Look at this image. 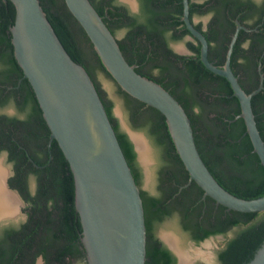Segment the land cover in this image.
Here are the masks:
<instances>
[{
	"label": "trees",
	"instance_id": "obj_1",
	"mask_svg": "<svg viewBox=\"0 0 264 264\" xmlns=\"http://www.w3.org/2000/svg\"><path fill=\"white\" fill-rule=\"evenodd\" d=\"M40 1L69 54L90 74L141 189L146 264H177L175 255L156 234L159 223L175 218L196 242L243 227L219 258L222 264H247L264 242V211L231 210L205 196L204 190L190 180L166 117L121 88L65 0ZM90 1L115 36L124 31L118 42L129 63L183 105L199 151L217 180L239 197L263 196L264 166L254 151L230 82L204 65L197 39L186 41L190 55L179 54L171 46L191 35L183 20V0H138V13L118 0ZM189 4L192 20L211 14L205 29L202 21L195 26L208 40L210 60L219 66L225 63L237 20L250 29L240 30L231 65L248 93L257 89L264 74V0L259 5L255 0H189ZM15 19V5L0 0V109L13 105L17 110L11 117L0 113V155L5 153L13 166L9 185L26 202L27 213L18 224L0 226V264H36L39 257L44 264H87L74 174L58 142L53 140L48 145L50 128L15 56L11 32ZM99 74L113 81L131 125L144 130L160 149L157 194L142 186L143 171L134 144L121 129L113 113L114 102L103 89ZM252 105L264 139V88L253 96Z\"/></svg>",
	"mask_w": 264,
	"mask_h": 264
},
{
	"label": "water",
	"instance_id": "obj_2",
	"mask_svg": "<svg viewBox=\"0 0 264 264\" xmlns=\"http://www.w3.org/2000/svg\"><path fill=\"white\" fill-rule=\"evenodd\" d=\"M10 1L16 7V19L11 28L15 56L24 71V77L30 81L35 91L50 128L48 145L50 147L53 140L58 142L74 174L76 208L83 227L82 243L86 249L87 263L146 264L147 230L141 189L90 74L69 54L40 0ZM65 1L121 88L132 97L156 108L166 117L177 151L190 174V180H194L204 190L205 196H210L218 204L231 210L264 211V195L257 198L239 197L217 180L199 151L192 121L183 105L169 90L140 74L136 66L129 63L118 37L112 33L92 2ZM183 5V20L191 33L188 38H195L200 42L204 65L230 82L240 101L241 116L245 119L254 151L264 166V139L252 105L253 96L264 88V74H261L259 87L248 93L231 65L240 30L250 29L237 20V28L232 35L225 63L219 66L210 60L208 40L190 17L189 0H183ZM174 48L179 54H192L185 44L181 47L175 45ZM115 110L120 115L118 108ZM122 125L121 129L134 144L146 181H149L151 151L147 140L123 119ZM134 133L145 140L150 152L148 161L143 158L132 136ZM10 175L11 170L6 169L4 186L16 196L19 205L24 204L19 192L9 185ZM15 217L16 215L0 217V222ZM164 231L172 232L183 242L181 230H163L159 232V237L177 257L178 262L185 264L178 251L165 239ZM183 250L191 254L186 247ZM194 260L191 256L188 264H194ZM39 261L43 264L42 257ZM248 264H264V243Z\"/></svg>",
	"mask_w": 264,
	"mask_h": 264
},
{
	"label": "rangeland",
	"instance_id": "obj_3",
	"mask_svg": "<svg viewBox=\"0 0 264 264\" xmlns=\"http://www.w3.org/2000/svg\"><path fill=\"white\" fill-rule=\"evenodd\" d=\"M122 1H124V0H122ZM130 1H134V0H130ZM209 18H210V16H202V17L197 16L196 17V21H202L204 23V25H206L208 20H209ZM123 34H124V31H121L118 34V37H122ZM183 44H185L183 40L182 41L172 42V47L175 50V48H174L175 45L178 46V47H181ZM99 80L101 81V85H102L103 89L106 91L107 96L114 102L113 113H114L115 117L118 119V121L120 123V126L121 127L123 126L122 125V119H123L132 129L136 130L137 132L142 133L145 136V138L147 140V143H148V145L150 147V151H151V178L149 179V181H146V176H145V174L143 172L142 186H143L144 189L150 191L152 194H157L158 169H159V167H160V165L162 163L161 162L160 149L155 144L154 140L144 130L136 129V128H134L131 125L129 117H128V113L126 111V107H125L124 101L121 98V96L117 93L113 81L108 79L104 74H99ZM8 108H14V106L13 105H9L5 109H0V113L5 112V110L8 109ZM117 108H118V111L120 112L119 113L120 115H117L116 112H115L116 111L115 109H117ZM14 110H15V113L17 114V110L15 108H14ZM2 157H4L1 160L2 166L5 169H11V164L8 163L7 158H6V154L5 153L1 154L0 155V159ZM142 171H143V168H142ZM25 207H26L25 203L24 204L20 203V205L18 207V213H17L16 217L13 218V219L8 220L6 222H0V226L7 225V224H10V223L18 224L21 221H24V219L27 218V216L25 214ZM165 229L166 230H168V229H171V230L179 229V230H181V232L183 234L182 235L183 236L182 237L183 242L181 243V245L182 246L184 245L188 251H191L190 252L191 255L190 254L189 255H190V257L192 256L193 258H195L194 263L196 261L208 262V260H206V259H209V260L215 259V258H212V257H215V254H216L217 250L219 249V247H221L223 245V241H222V237L221 236L210 237V238L206 239L205 241H203L201 243H198V244L192 243L189 240L188 234L185 233L182 230V228H181V226H180V224L178 222V219H176V218L175 219H168V220H166L163 223H159L156 226V233L159 234V232H161V231H163ZM198 252H202L206 256L208 255L207 258L204 257L203 255L200 256V254H198ZM215 263L217 264V262H215ZM37 264H41L39 259H38Z\"/></svg>",
	"mask_w": 264,
	"mask_h": 264
},
{
	"label": "bare ground",
	"instance_id": "obj_4",
	"mask_svg": "<svg viewBox=\"0 0 264 264\" xmlns=\"http://www.w3.org/2000/svg\"><path fill=\"white\" fill-rule=\"evenodd\" d=\"M132 136L135 139V142L137 143V146L140 152L142 153L143 158L148 161L150 152L146 146L145 140L141 135L135 133L132 134ZM5 172L6 169L2 166V163L0 162V217L17 215L19 205L16 196L12 192L8 191L4 186L3 178ZM163 235L165 239L178 251L181 261L185 264H188L191 260V254L189 255V253L183 250V247L181 245V238L177 235H174L172 232L164 231ZM202 252H198V254H200V256L203 255L207 258L208 255L206 256Z\"/></svg>",
	"mask_w": 264,
	"mask_h": 264
},
{
	"label": "flooded vegetation",
	"instance_id": "obj_5",
	"mask_svg": "<svg viewBox=\"0 0 264 264\" xmlns=\"http://www.w3.org/2000/svg\"><path fill=\"white\" fill-rule=\"evenodd\" d=\"M119 2H121V3H124L126 6H128V8L130 9V11L132 12V13H138L139 12V8H140V5H139V1L138 0H134V1H130V0H126V2L125 1H122V0H118ZM256 1V0H255ZM260 2H262V0H259V3ZM205 16H210V18H211V14H207V15H205ZM197 17V16H196ZM196 17H194V21H195V23H199L200 21H196ZM210 18H209V20H210ZM209 20H208V22H209ZM208 22H207V24H208ZM204 24V23H203ZM207 24L206 25H204V29L207 27ZM187 40H193V39H189L188 38V36H186V38L183 40L184 41V43H185V45H186V41ZM171 46H172V43H171ZM173 48V47H172ZM175 51V50H174ZM261 69V67L259 68V70ZM11 175L10 176H12V174H13V166H12V164H11ZM10 176H9V178H10ZM31 187H32V190H35V188H36V183H35V180H33V182L31 183ZM16 190V189H15ZM18 191V190H17ZM20 194V193H19ZM24 200V199H23ZM24 203H25V205H26V202L24 201ZM25 214H26V216H27V213L25 212ZM25 220V219H24ZM243 229V227H233L231 230H229L226 234H218V235H213V236H210V237H214V236H221L222 237V241H223V245L221 246V247H219V249L217 250V252H216V254H215V257H212V258H215V259H211V260H209V259H206V260H208V262H204V261H196L194 264H216L215 262H217V264H222V262H221V260H220V258H219V253L222 251V250H224L226 247H227V244H228V242L230 241V240H232L234 237H236L237 236V234L241 231ZM186 233V232H185ZM157 234V237L160 239V237H159V234L158 233H156ZM188 234V233H187ZM188 236H189V234H188ZM210 237H208V238H210ZM189 239H190V241H192V242H195V244H198V243H201V242H203V241H201V242H196L195 240H193L190 236H189ZM207 239V238H206ZM161 240V239H160ZM162 241V240H161ZM163 242V241H162ZM164 243V242H163ZM264 243V242H263ZM263 243H262V245H263ZM262 245H261V247H262ZM260 247V248H261ZM259 248V249H260ZM258 249V250H259ZM258 250L256 251V253L258 252ZM172 252V251H171ZM256 253H255V255H256ZM255 255H254V257H255ZM176 257V256H175ZM254 257L249 261V262H251L253 259H254ZM40 258V257H39ZM38 258V259H39ZM176 259H177V257H176ZM37 262H38V260H37ZM248 262V263H249ZM247 263V264H248ZM37 264V263H36ZM43 264H44V261H43ZM88 264V263H87ZM177 264H180L179 262H178V259H177Z\"/></svg>",
	"mask_w": 264,
	"mask_h": 264
},
{
	"label": "clouds",
	"instance_id": "obj_6",
	"mask_svg": "<svg viewBox=\"0 0 264 264\" xmlns=\"http://www.w3.org/2000/svg\"><path fill=\"white\" fill-rule=\"evenodd\" d=\"M256 2L259 5V0H256ZM3 114H6L9 117H11V116H14L16 113H15L14 108H8V109L5 110V112ZM21 119H23V117H21Z\"/></svg>",
	"mask_w": 264,
	"mask_h": 264
}]
</instances>
